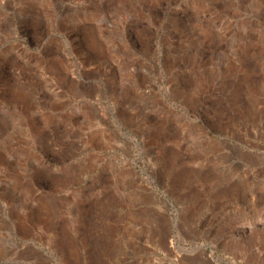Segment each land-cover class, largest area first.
<instances>
[{"label":"rangeland","instance_id":"374dc122","mask_svg":"<svg viewBox=\"0 0 264 264\" xmlns=\"http://www.w3.org/2000/svg\"><path fill=\"white\" fill-rule=\"evenodd\" d=\"M0 264H264V0H0Z\"/></svg>","mask_w":264,"mask_h":264},{"label":"bare ground","instance_id":"6f19581e","mask_svg":"<svg viewBox=\"0 0 264 264\" xmlns=\"http://www.w3.org/2000/svg\"><path fill=\"white\" fill-rule=\"evenodd\" d=\"M196 250L198 251L200 256L205 257L206 260H208L209 262H212V260H214V259H211L207 254H205L204 251H202V246H197L196 249L193 252H196Z\"/></svg>","mask_w":264,"mask_h":264}]
</instances>
